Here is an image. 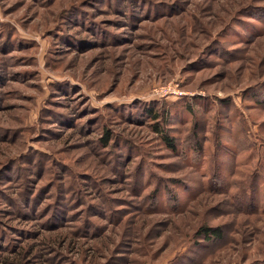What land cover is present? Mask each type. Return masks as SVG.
<instances>
[{
    "label": "rangeland",
    "instance_id": "374dc122",
    "mask_svg": "<svg viewBox=\"0 0 264 264\" xmlns=\"http://www.w3.org/2000/svg\"><path fill=\"white\" fill-rule=\"evenodd\" d=\"M0 264H264V0H0Z\"/></svg>",
    "mask_w": 264,
    "mask_h": 264
},
{
    "label": "trees",
    "instance_id": "16d2710c",
    "mask_svg": "<svg viewBox=\"0 0 264 264\" xmlns=\"http://www.w3.org/2000/svg\"><path fill=\"white\" fill-rule=\"evenodd\" d=\"M187 108V105L185 106ZM192 110H194L192 108ZM185 111L189 112V109H186ZM148 116L151 119L158 120V125L155 127V130L158 131V134H160V137L162 139L163 144L172 152H175L176 154L184 155V154H190L194 155V159L190 162L198 163L200 161V156L205 155V144H204V134L200 133L199 129V122L196 120L192 127V132L189 133V138H187L185 145H179L177 143V139L175 135H170L167 130H165L161 127L162 122V114L161 111L155 112L152 110H148ZM152 112V113H151ZM167 114V113H166ZM162 117V118H161ZM167 118V117H166ZM112 137L110 131L107 130L106 135L103 137L102 140L108 144L110 138ZM200 234H202L205 238H216L220 239L224 236V231L220 226H200ZM46 258H48L50 261L52 260V255L48 257L46 255Z\"/></svg>",
    "mask_w": 264,
    "mask_h": 264
}]
</instances>
